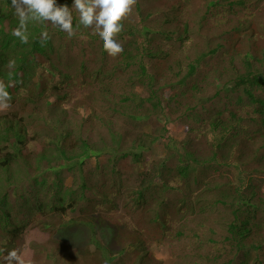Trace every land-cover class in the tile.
Here are the masks:
<instances>
[{
    "label": "trees",
    "instance_id": "trees-1",
    "mask_svg": "<svg viewBox=\"0 0 264 264\" xmlns=\"http://www.w3.org/2000/svg\"><path fill=\"white\" fill-rule=\"evenodd\" d=\"M122 23L116 57L50 22L25 44L0 0V257L34 228L31 264H163L162 245L171 264H264V0H136ZM173 122L184 137L133 188L86 178L125 138L140 164Z\"/></svg>",
    "mask_w": 264,
    "mask_h": 264
},
{
    "label": "clouds",
    "instance_id": "clouds-1",
    "mask_svg": "<svg viewBox=\"0 0 264 264\" xmlns=\"http://www.w3.org/2000/svg\"><path fill=\"white\" fill-rule=\"evenodd\" d=\"M136 0H72L71 6L59 4L58 0H12L14 14L19 25L12 35L21 43H28V24L50 22L69 37L75 34L76 28L91 29L102 46V51L111 57L123 52V46L115 38L123 30V19L132 11ZM73 11L78 15L74 26ZM42 41L48 40L47 30L41 32ZM13 61L9 62L11 67ZM6 85L0 82V110L10 107L11 96ZM0 264H25L17 249L8 250L0 257Z\"/></svg>",
    "mask_w": 264,
    "mask_h": 264
},
{
    "label": "rangeland",
    "instance_id": "rangeland-1",
    "mask_svg": "<svg viewBox=\"0 0 264 264\" xmlns=\"http://www.w3.org/2000/svg\"><path fill=\"white\" fill-rule=\"evenodd\" d=\"M136 128H138L137 125L130 126L123 124L120 126V129L123 132H130V130ZM166 129V131H160L159 129V138L157 139L156 144L150 145L149 150L143 152L140 164L136 165L135 160L131 155V151L136 150L133 149L129 138L123 139L120 146L117 145L118 148L108 149L107 152L104 151L99 160H97L95 156L86 158L81 166L87 175L86 178L90 179V183L95 182V179L97 180V177H95L96 171L101 170L104 167V173L102 174L103 179H100L99 176V181H105L107 186L115 185L114 182L121 183L126 190L133 188L139 179V175L141 176L142 173L147 171L149 167L156 163V161L163 159L166 153L165 146H170L172 144L177 145V142L184 137L186 132V128L178 122L169 123L166 125ZM121 157H123V159ZM112 165L120 169L121 172H119V177L112 172ZM65 177L67 184L71 183L73 185L80 183L76 182L72 176L66 174ZM40 197L41 199H44L43 195H40ZM47 237H49L47 233L40 232L37 229L29 228L26 230L21 242V247L18 251L25 260V264L32 263L31 261L34 253L32 252L31 244H33V241L43 242L48 239ZM78 239H81L79 234ZM179 243L182 246V243ZM169 251L170 247L167 245L158 247L155 252L156 258L161 259L163 264H171L174 261V255H171Z\"/></svg>",
    "mask_w": 264,
    "mask_h": 264
}]
</instances>
